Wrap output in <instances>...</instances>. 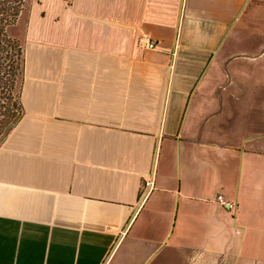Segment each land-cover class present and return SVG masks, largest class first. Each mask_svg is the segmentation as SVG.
<instances>
[{"label":"crops","instance_id":"1","mask_svg":"<svg viewBox=\"0 0 264 264\" xmlns=\"http://www.w3.org/2000/svg\"><path fill=\"white\" fill-rule=\"evenodd\" d=\"M22 42L0 264H264V0H37Z\"/></svg>","mask_w":264,"mask_h":264},{"label":"trees","instance_id":"2","mask_svg":"<svg viewBox=\"0 0 264 264\" xmlns=\"http://www.w3.org/2000/svg\"><path fill=\"white\" fill-rule=\"evenodd\" d=\"M24 0H0V146L23 116L22 44L8 34L18 22Z\"/></svg>","mask_w":264,"mask_h":264},{"label":"rangeland","instance_id":"3","mask_svg":"<svg viewBox=\"0 0 264 264\" xmlns=\"http://www.w3.org/2000/svg\"><path fill=\"white\" fill-rule=\"evenodd\" d=\"M24 1H25L23 7L24 10H22V12L20 13L17 24L11 26L8 30V34L11 37L16 38L21 44L23 43L22 42L23 32L27 20L28 11L31 9V7L37 0H24Z\"/></svg>","mask_w":264,"mask_h":264},{"label":"built area","instance_id":"4","mask_svg":"<svg viewBox=\"0 0 264 264\" xmlns=\"http://www.w3.org/2000/svg\"><path fill=\"white\" fill-rule=\"evenodd\" d=\"M137 43L139 47L146 50H153L155 47V44L144 36L139 37ZM149 184H150L149 182L145 183L146 187L149 186ZM216 202L220 204L227 211H230L234 208V203L226 202L221 195L216 196Z\"/></svg>","mask_w":264,"mask_h":264}]
</instances>
